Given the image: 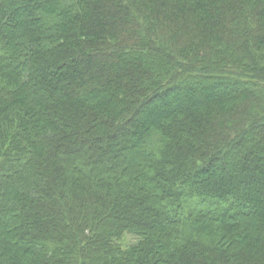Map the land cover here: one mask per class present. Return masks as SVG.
Here are the masks:
<instances>
[{"label": "trees", "instance_id": "trees-1", "mask_svg": "<svg viewBox=\"0 0 264 264\" xmlns=\"http://www.w3.org/2000/svg\"><path fill=\"white\" fill-rule=\"evenodd\" d=\"M0 264H264V0H0Z\"/></svg>", "mask_w": 264, "mask_h": 264}]
</instances>
